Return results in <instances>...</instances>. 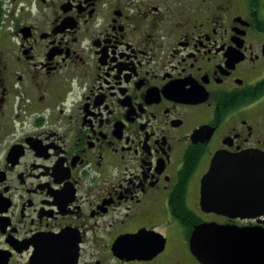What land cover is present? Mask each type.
<instances>
[{"label": "flooded vegetation", "instance_id": "obj_1", "mask_svg": "<svg viewBox=\"0 0 264 264\" xmlns=\"http://www.w3.org/2000/svg\"><path fill=\"white\" fill-rule=\"evenodd\" d=\"M1 2L0 264L264 257V0Z\"/></svg>", "mask_w": 264, "mask_h": 264}, {"label": "water", "instance_id": "obj_2", "mask_svg": "<svg viewBox=\"0 0 264 264\" xmlns=\"http://www.w3.org/2000/svg\"><path fill=\"white\" fill-rule=\"evenodd\" d=\"M225 162L235 163L239 167L230 171L227 169L226 164H224ZM255 170H257V172H255ZM231 177H238L239 179H237V182L239 184L242 182L245 183L246 180L251 182L253 180L256 181L259 177H263L264 183V155L258 153H241L239 155H226L220 153L215 155L209 172L203 177L204 189H209L208 184L213 179L218 181L216 185L220 186L221 184L224 185L225 179ZM246 231L249 230H245L243 233L240 231H221L222 256L216 257L214 251L212 252V256H210L209 254L211 252H208L206 249H204V251L201 250L200 235L203 233L201 226L193 231L191 237L192 247L195 249L194 254H196L202 263L207 262L206 258H208L210 261L208 264H264V257L255 259L250 255V257L247 256L245 258L244 253L249 245L242 244L239 236H244ZM244 240H246V238H244ZM253 247L255 248L256 245H253ZM239 252H241V255H239ZM205 253L208 257L205 256Z\"/></svg>", "mask_w": 264, "mask_h": 264}, {"label": "trees", "instance_id": "obj_3", "mask_svg": "<svg viewBox=\"0 0 264 264\" xmlns=\"http://www.w3.org/2000/svg\"><path fill=\"white\" fill-rule=\"evenodd\" d=\"M2 11H3V4H2V2H1V0H0V23H1V20H2Z\"/></svg>", "mask_w": 264, "mask_h": 264}]
</instances>
